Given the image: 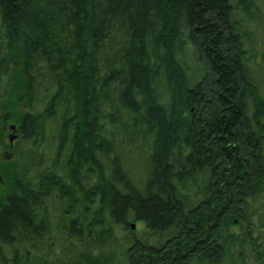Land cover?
<instances>
[{
  "label": "trees",
  "instance_id": "obj_1",
  "mask_svg": "<svg viewBox=\"0 0 264 264\" xmlns=\"http://www.w3.org/2000/svg\"><path fill=\"white\" fill-rule=\"evenodd\" d=\"M255 29L264 0H0V264H264Z\"/></svg>",
  "mask_w": 264,
  "mask_h": 264
},
{
  "label": "rangeland",
  "instance_id": "obj_2",
  "mask_svg": "<svg viewBox=\"0 0 264 264\" xmlns=\"http://www.w3.org/2000/svg\"><path fill=\"white\" fill-rule=\"evenodd\" d=\"M256 32H254L252 34V37L256 40L255 44V49L256 47H260V43H261V48L264 51V29H255ZM257 45V46H256ZM19 97L17 98L15 97L14 99V107H13V115H14V121L12 120L8 126V130H9V135L8 137H12V135L14 134L13 129L11 128L13 125L17 124V119L21 117V115H23L24 111L27 110L26 105L23 102H19ZM136 157V156H135ZM134 157V159H135ZM8 159H11V150L7 149L4 152L1 153L0 155V195H5L6 191H7V185L6 183L8 182L7 180H5V178L7 179V177H3L1 175H3V171H2V167L6 164V161H8ZM7 181V182H6ZM136 229H138L139 231L143 230V224L142 223H137L136 224ZM234 230L236 231L237 228H234ZM54 264H63V263H54Z\"/></svg>",
  "mask_w": 264,
  "mask_h": 264
},
{
  "label": "water",
  "instance_id": "obj_3",
  "mask_svg": "<svg viewBox=\"0 0 264 264\" xmlns=\"http://www.w3.org/2000/svg\"><path fill=\"white\" fill-rule=\"evenodd\" d=\"M14 128H15V127H14V126H12V129H14ZM10 140H11V141H13V135H12V137L10 138ZM132 227H133V228H135V227H136L135 223H133Z\"/></svg>",
  "mask_w": 264,
  "mask_h": 264
},
{
  "label": "flooded vegetation",
  "instance_id": "obj_4",
  "mask_svg": "<svg viewBox=\"0 0 264 264\" xmlns=\"http://www.w3.org/2000/svg\"><path fill=\"white\" fill-rule=\"evenodd\" d=\"M15 137V136H14ZM14 137H13V139H14Z\"/></svg>",
  "mask_w": 264,
  "mask_h": 264
}]
</instances>
